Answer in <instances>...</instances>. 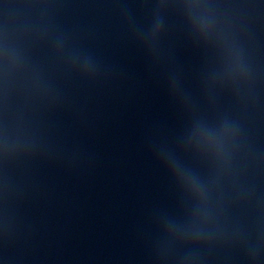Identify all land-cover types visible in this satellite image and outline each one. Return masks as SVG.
I'll return each instance as SVG.
<instances>
[{
    "label": "water",
    "instance_id": "1",
    "mask_svg": "<svg viewBox=\"0 0 264 264\" xmlns=\"http://www.w3.org/2000/svg\"><path fill=\"white\" fill-rule=\"evenodd\" d=\"M0 264H264V0H0Z\"/></svg>",
    "mask_w": 264,
    "mask_h": 264
}]
</instances>
